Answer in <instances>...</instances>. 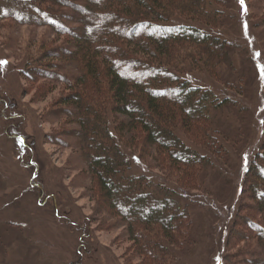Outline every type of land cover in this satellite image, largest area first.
Masks as SVG:
<instances>
[{
    "label": "rangeland",
    "instance_id": "374dc122",
    "mask_svg": "<svg viewBox=\"0 0 264 264\" xmlns=\"http://www.w3.org/2000/svg\"><path fill=\"white\" fill-rule=\"evenodd\" d=\"M60 1L64 17L53 26L62 29L55 30L40 23L44 15L28 6L29 0H0V61L7 62L0 65V264H153L146 251L152 242L135 239L126 217L100 194L81 148L74 109L60 104L71 92L67 80L78 71L68 56L66 79L60 81L53 72L60 68L46 62L60 46L72 49L66 28L74 25L67 19L84 15L88 6L86 0ZM206 11L215 18L221 12V22L199 25L232 46L224 59L216 58L212 70L194 66L189 57L181 65L183 77L210 89L218 100L212 103L207 128L182 133L208 158L197 166L198 186L187 184V174L156 154L154 146L145 145L147 153L141 154L143 147L117 136L130 154V172L147 177L150 191L157 186L175 190L179 195L174 197L188 210L172 240L158 225L171 264H262L259 235L244 218L264 224L249 183L256 179L249 173L252 158L264 151V0H222ZM102 20L97 13L94 25ZM167 164L169 172L162 170ZM163 213H172L170 206ZM149 235L151 241L159 239Z\"/></svg>",
    "mask_w": 264,
    "mask_h": 264
},
{
    "label": "trees",
    "instance_id": "16d2710c",
    "mask_svg": "<svg viewBox=\"0 0 264 264\" xmlns=\"http://www.w3.org/2000/svg\"><path fill=\"white\" fill-rule=\"evenodd\" d=\"M221 1L86 0L88 6H85L84 15L67 19L74 25L69 26L71 29L66 28L73 42L72 49L60 46L61 49L55 50L46 62L60 68L61 72L53 70L60 81L66 79L68 68L64 63L69 62L68 56L75 63L77 74L80 72L72 81L67 80L66 88L69 87L71 92L61 97L60 104L74 109L73 113L68 109L65 111L71 112L80 125L81 148L88 157L96 183H99L100 194L109 200L111 209L126 217L135 239L152 242L146 251L153 264H171L164 253L168 244L161 242L164 236H157L158 225L163 224L164 228L161 227L166 235L161 232L172 240L188 210L174 197V194L179 195L175 190L157 186L150 191L148 186L152 187V184L147 177L130 172V154L117 134L128 138V145L143 147L138 149L141 154L145 145L154 146L156 154L187 174V184L198 186L197 166L207 163L208 158L189 145L192 140L188 143L182 133L196 134L207 128L214 107L212 103L218 100L210 89L192 84L190 79L183 77L181 65L185 57H189L194 66H208L212 70L217 59L226 56L225 49L232 46L231 42L212 35L199 25L221 22V12L215 18L206 11L210 3ZM37 2H42L44 7L40 8ZM59 2L63 3L60 0H29L28 6L44 15L45 21L40 23H48L60 30L61 27L53 26L61 21L60 15L64 17V12L59 11L62 9ZM97 13L103 19L98 27L94 25ZM89 15L91 19H88ZM154 29L163 33L156 36ZM134 30L138 32L134 34ZM166 30L173 31L168 33ZM40 50L43 52L42 46ZM63 50L66 56L61 53ZM185 50L192 51L185 56ZM200 61H205L206 65ZM141 74L145 75L138 76ZM174 91L178 95L174 96ZM215 145L211 143L210 146L214 148ZM221 151L216 149L219 155L223 154ZM102 153L109 157L104 158ZM252 161L249 173L254 172L256 179L249 181L253 188L251 194L264 216V151L254 155ZM162 168L169 172L170 165ZM116 185L123 189L118 190ZM121 197L123 202L118 204ZM167 206L172 213L164 216ZM244 219L259 235L264 248V224L248 215ZM149 233L159 239L152 237L151 241Z\"/></svg>",
    "mask_w": 264,
    "mask_h": 264
},
{
    "label": "snow or ice",
    "instance_id": "6c2138e0",
    "mask_svg": "<svg viewBox=\"0 0 264 264\" xmlns=\"http://www.w3.org/2000/svg\"><path fill=\"white\" fill-rule=\"evenodd\" d=\"M241 3H243V0H241ZM7 62L6 61H0V65H3V64H6ZM264 71V70H262Z\"/></svg>",
    "mask_w": 264,
    "mask_h": 264
}]
</instances>
